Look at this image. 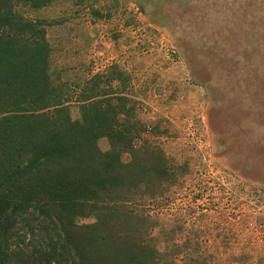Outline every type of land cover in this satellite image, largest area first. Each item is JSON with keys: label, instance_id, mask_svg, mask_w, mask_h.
<instances>
[{"label": "rangeland", "instance_id": "1", "mask_svg": "<svg viewBox=\"0 0 264 264\" xmlns=\"http://www.w3.org/2000/svg\"><path fill=\"white\" fill-rule=\"evenodd\" d=\"M15 6L44 26L50 86L70 120L85 100L126 96L143 128L133 144L169 161L163 195L135 203L160 264H264V0Z\"/></svg>", "mask_w": 264, "mask_h": 264}, {"label": "trees", "instance_id": "2", "mask_svg": "<svg viewBox=\"0 0 264 264\" xmlns=\"http://www.w3.org/2000/svg\"><path fill=\"white\" fill-rule=\"evenodd\" d=\"M40 1L0 0V264H160L135 203L163 195L173 169L133 144L143 128L126 96L85 100L81 122L70 120L50 86L43 24L15 11Z\"/></svg>", "mask_w": 264, "mask_h": 264}]
</instances>
